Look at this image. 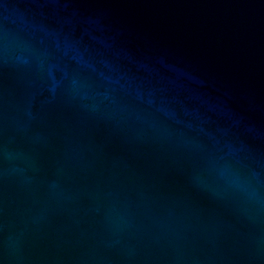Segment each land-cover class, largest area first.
<instances>
[{"label": "water", "instance_id": "obj_1", "mask_svg": "<svg viewBox=\"0 0 264 264\" xmlns=\"http://www.w3.org/2000/svg\"><path fill=\"white\" fill-rule=\"evenodd\" d=\"M0 264H264V0H0Z\"/></svg>", "mask_w": 264, "mask_h": 264}]
</instances>
